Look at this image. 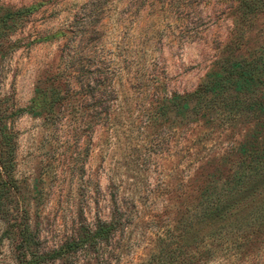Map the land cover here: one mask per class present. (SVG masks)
Here are the masks:
<instances>
[{
	"label": "rangeland",
	"instance_id": "rangeland-1",
	"mask_svg": "<svg viewBox=\"0 0 264 264\" xmlns=\"http://www.w3.org/2000/svg\"><path fill=\"white\" fill-rule=\"evenodd\" d=\"M232 3L0 0L2 9L33 8L6 35L0 29L4 105L25 107L37 86L56 96L48 111L10 122L18 189L0 212V264H19V231L9 223L18 209L36 250L122 212L108 242L44 264H148L160 249L154 264H184L182 211L191 205L194 214L195 202L185 201L196 193L199 163L238 142L246 124L187 126L167 100L194 90L212 68L231 32ZM263 28L261 16L249 50L264 49Z\"/></svg>",
	"mask_w": 264,
	"mask_h": 264
},
{
	"label": "trees",
	"instance_id": "trees-1",
	"mask_svg": "<svg viewBox=\"0 0 264 264\" xmlns=\"http://www.w3.org/2000/svg\"><path fill=\"white\" fill-rule=\"evenodd\" d=\"M32 9L0 8V29H5L6 35L14 29L16 20ZM230 10L231 32L212 68L194 90L167 100L174 116L187 126L193 123L204 130L226 132L246 124L238 142L199 163L194 180L196 193L185 201L195 202L194 214L189 215L191 205L182 211L179 240L184 264H205L216 258L229 264H264V49L247 47L255 20L264 17V0H233ZM55 100L54 92L41 86L36 87L35 96L22 108L8 109L0 97L3 214L9 212L8 207L5 209L6 199L18 189L16 139L10 122L20 113L38 116L48 111ZM26 212L18 209L9 217L10 226L19 231V264H44L94 249L99 243L108 242L123 226L122 212L117 210L109 220L100 219L93 227H82L55 248L36 250L38 240L32 237ZM162 252L164 249L151 252L148 264L160 260ZM165 252L173 260L174 250Z\"/></svg>",
	"mask_w": 264,
	"mask_h": 264
}]
</instances>
